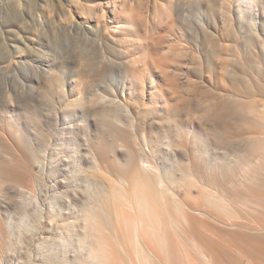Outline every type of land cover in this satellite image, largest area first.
<instances>
[{"label": "rangeland", "instance_id": "obj_1", "mask_svg": "<svg viewBox=\"0 0 264 264\" xmlns=\"http://www.w3.org/2000/svg\"><path fill=\"white\" fill-rule=\"evenodd\" d=\"M84 1L0 0V68L6 66V73L0 70V264H99L97 239L84 229L87 208L97 215L92 225L103 228L110 264H205L203 252L215 258L210 264H264V159L257 162L256 154L247 167L245 140H220L212 128L256 133V120L246 122L245 114L232 111L233 98L264 101L257 92L245 95L243 76H255L254 68L246 64L242 72L232 59L234 47L248 59V22L236 20L235 0L230 27L219 18L212 22L204 12L206 0H186V22L173 12L155 15L167 0H144L137 9L139 27L130 36L139 48L100 45V77L93 82L98 90L73 81L72 62L90 60L83 56L84 45L86 56H96L99 46L91 38L82 41L85 28L76 34L74 25L65 34L45 20L53 15L56 22L87 21V28L107 0ZM31 18L37 19L39 30ZM144 35L147 41L138 43ZM18 36L33 42L41 37L47 45H16ZM128 48L137 61L129 62L124 54ZM263 48L264 0H256V52ZM106 55L111 57L109 68ZM13 73L20 90L14 88ZM5 82L10 90L6 100ZM91 89L104 92L105 98L115 95L116 104H104L106 99L99 103ZM116 133L126 142L116 144ZM144 140L158 147L149 159L168 169L164 181L169 176L177 184L167 183L172 206L171 219H163V237L144 230L145 250H153L154 256L135 244L133 225L146 220L139 216L128 183H118L131 179L128 141L139 149ZM93 144L104 152L111 172L98 171L85 157ZM188 160L195 164L199 186L186 178L191 173ZM18 186L26 192L20 193ZM111 186L118 192L115 210L127 223L111 213L112 198L104 191ZM206 195L217 202L209 203ZM67 224L72 228L62 242Z\"/></svg>", "mask_w": 264, "mask_h": 264}, {"label": "bare ground", "instance_id": "obj_2", "mask_svg": "<svg viewBox=\"0 0 264 264\" xmlns=\"http://www.w3.org/2000/svg\"><path fill=\"white\" fill-rule=\"evenodd\" d=\"M88 1L90 0H85L84 2L86 3ZM110 1L107 0L105 2L100 3L99 11L96 12L97 15H99V18L95 21L94 24H88L87 28L85 27V24L89 23L87 21L83 23L72 22V21L56 22L55 17L53 15L49 17H45V20L48 21V25L50 27L54 29L58 27V30L64 32L65 34L66 32H70V29L74 25H75L74 30H76V34H78V31H80L81 33V30L85 28L86 30L85 29L82 30V36L84 40H82V38L80 39L85 42L88 41V38H91L92 42H94L96 45L99 46L98 50H96L97 51L96 56H98V58H96V56L94 55L91 56L90 54L86 56V47L84 45L82 47L83 56L84 58H90V60H88V62H85L83 60L82 61L77 60L72 62L73 64L72 73L73 76H75L73 81L76 84H81L85 86L86 88L87 87L94 88L96 84H94L93 82H95V80H98L100 77V62H102V58L100 59V45H108V44L125 45V46L130 45L133 46V48H139V45L137 46L133 45V41L130 40V36L139 27L138 24L140 21L139 18L140 16L139 14H137V9L142 4H144L143 2L144 0H115L113 2ZM167 1L168 4L164 5L159 11L155 10V15L162 16L164 14L166 15V13L168 12H173L176 15V17L182 16V22H186V20H184V16H186V14H184L185 9L183 7L184 4L186 3V0H176L175 7H173L174 0H167ZM235 2H236L235 5L236 9L234 11L236 15L235 18L237 21H242V22L244 20H247L248 25L246 29L248 30V33L250 35L248 34L246 36L244 42V45H247L246 48L248 51L246 52V57L248 59L245 58L242 49L238 47H234L232 59L238 65H241L242 72L245 71L244 66H246V64H249L254 68L255 76H252L248 73L243 76L244 78L243 82L245 83L244 85L245 95L249 97L252 95H256L257 92L259 95L263 96L264 95V48L261 50L260 53L256 52V0H235L233 3ZM231 3H232L231 0H206L204 12L207 14V16L212 18V22L214 24H216L214 19L219 18L222 21V24H224V26L230 27L232 25V17H233L231 15L232 14L231 13L232 9L230 7ZM20 5H22V2L18 3L19 7ZM89 8L92 7L89 6ZM89 12L92 11L89 10ZM246 12H253L254 14L248 15ZM106 13L108 14L107 15L108 19L105 18ZM168 17L170 18V15ZM31 19L32 22H34L35 25L37 26L36 29L39 30L38 29L39 24L36 22L37 19L34 18ZM194 20H196V18H194ZM198 26H200V24H198ZM42 30H44V28H42ZM19 31L20 29H17L16 31L15 30L12 31V33L14 35H17ZM72 34H74V32H72ZM76 34H74V36H76ZM27 39L28 38H24L23 36H18L17 39L15 40L16 45H25V47H27V45H47L45 39L41 37H38L34 42L33 40H27ZM145 41H147L146 35L142 36V38L138 40V43L142 44ZM233 45H238V44L236 43ZM142 48L143 46H141V49ZM130 49L128 48L127 50H125L124 54L127 57H129V62L132 63L137 61L139 57L134 56V53H130L129 52ZM144 50L145 48H143V51ZM156 56L159 60V65H162L164 62L162 59L163 55L160 54V52H158ZM78 58H80V56ZM45 62H47L46 59ZM89 62H96V63H89ZM104 62H106V66H108L109 68V62H111V57L106 55V60H104ZM47 63H49V60ZM19 64L20 62H18L16 66H19ZM194 68H200V66H194ZM256 69H257V73H256ZM0 70L6 73V66H2ZM14 70H16V68H14ZM30 70H32V68H30ZM34 72H36V70H32V74H34ZM256 74L258 75L257 77ZM11 76L14 82H16V84H14V88H18V86H20V83L18 82V80H16V76H14V73ZM5 78L8 80V77ZM98 86L96 90H98ZM110 86L112 85L110 84ZM20 88H22V86H20ZM20 88H18V90H20ZM24 90H26V88H24ZM24 90H22V94L20 95L24 94ZM96 90H92V92H96ZM6 92H10V90H6V82H5L3 85V96L5 100H6ZM95 95L98 96L99 103L104 102V100L106 99L105 100L106 102H104V104H108V102L111 104H116L115 102L116 98H114L115 95L113 96V98H110L108 94H106L108 98H105L104 92H100V93L96 92ZM100 97L103 100H100ZM77 100H79V98H77ZM87 101H92V99L88 98ZM75 103L76 101L73 100L71 104L74 105ZM120 108H124V110H128L126 106H120ZM259 108L262 109L261 113L256 112ZM96 110H98V108H96ZM96 110H94V112H96ZM232 111L245 114L247 116L246 122L249 120L250 121L256 120L257 124L259 125V128L256 130V133L251 132L249 134H238V133L233 134L232 132H230L231 130H228L227 132H223L217 129V127L215 126H213L212 128L214 131L218 132L220 140L228 141L229 139H233L234 137H239L245 140L243 145L245 151L247 152V156L250 157H245L244 153L243 156L245 157V161H246L245 165L249 167L251 163V157L256 158V154H257V162H260L261 158L264 159V101L263 103L259 104L249 100H246L245 102H241L237 98H233ZM124 114H126V112H124ZM211 114L217 116L218 111L212 109ZM98 118H102V116L101 117L98 116ZM98 118H96V120H98ZM116 118H118V116H116ZM116 118H114V120H116ZM103 121L104 120L102 121L98 120V122H103ZM116 122H118V120H116ZM114 141L116 144L119 145H121L122 142H126L123 140V138L119 137L117 133L114 136ZM157 148L158 147H156L155 145L149 146V143L146 140H144V145H142L141 147H139V149H137L136 146L134 148L133 143H129L128 141L127 151L129 152V161L130 163L132 162V165H131V169L129 166V167H125V170L128 171L130 169L129 171L131 172L130 175L131 179L126 180V178H124L118 181V183L120 184L122 183L123 186L126 184V182L128 183L129 190L130 192L133 193L135 205L140 212L139 216L146 220L145 224L144 221L141 220L138 223V225H133L132 230H133V237L135 240V244L137 245L138 248L147 252L148 255H153V256H154L153 250H149L148 248L147 250H145L146 243L144 241V237H145L144 230L145 229L152 230L160 234L161 237H163V219L167 216H169L168 218L171 219L170 217L171 213H169L170 212L169 208L172 206V204H169L166 196V193L169 190V186H167V183L169 182L171 185L177 186L176 181L171 180L169 176H167V182L164 181L163 176L164 175L166 176L165 173H168V169L167 170L164 168L160 169L158 165L154 164L149 159L151 154L154 153V151H156ZM91 149L92 151H90V154H87V156L85 157H88V160L92 162L93 164L92 167H95V169H97L98 171L111 172L112 167L104 163L105 154L100 149V147L93 144ZM132 157H137V158H135V160H132ZM11 158L13 159V157ZM187 164L189 165L191 173H188L186 175V178L189 180V182L193 184H197L199 186L198 183H194L195 177L197 175V174L195 175L196 173L195 164L189 160L187 161ZM1 178H4V175L0 172V180ZM109 182L115 185L114 180H109ZM31 186H33V184H31ZM200 186L203 187V184L202 185L200 184ZM18 190L20 191V193L26 192V190L20 186H18ZM104 191L107 195H109V197L112 198L111 207L113 209H111V213L113 212V215H115V217L119 218V220L121 217L122 218L121 220L127 223L128 218L122 216L120 212H117L115 210V194L116 193L118 194V192H116L117 188L115 186H111L109 188H106ZM206 198L208 202L211 204H215L217 202L215 200V198L217 197H211L209 195H206ZM93 200L94 198H92L90 203H92ZM84 211H85L84 229H87L85 231L86 233H88L90 236H93V238L97 239V249L98 251H100L99 259L97 258L99 260V264H110V261L105 254L107 252L106 249L107 242L104 241L106 240V238L103 239V237H105V234L103 233L104 232L103 228L101 226L100 228L99 227L97 228L92 225L95 224V222H97L96 221L97 215L92 209L89 208L85 209ZM115 217L113 216V220ZM71 228L72 225L67 224L65 225L64 229L61 231L60 236L62 242H66L64 234L65 232L70 231ZM201 256L203 257V261L205 262V264H210L215 261V258L211 253L203 252L201 253Z\"/></svg>", "mask_w": 264, "mask_h": 264}]
</instances>
